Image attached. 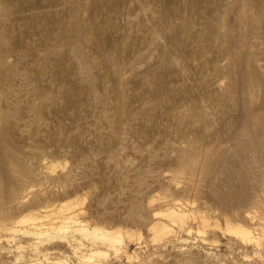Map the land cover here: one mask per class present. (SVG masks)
<instances>
[{
  "label": "bare ground",
  "instance_id": "obj_1",
  "mask_svg": "<svg viewBox=\"0 0 264 264\" xmlns=\"http://www.w3.org/2000/svg\"><path fill=\"white\" fill-rule=\"evenodd\" d=\"M87 1L77 0L74 7L69 8V11L66 9L68 14L62 15L56 20L52 29L48 31L49 46L53 48L52 50L57 55L68 51L74 60L76 68L72 80L73 90L71 93L67 91L63 94V97L72 103L75 101L74 94L82 87L89 91L86 92L90 93L95 101L99 97L98 84L92 77L94 75H92L93 72L91 73L93 67L91 68L88 53L85 49L88 43L95 47L98 58L103 65V70L101 69L102 76H100L102 77L101 84L105 87L107 84L111 86L112 97L114 98V101L111 99L114 106L110 109L113 113H110L107 104L102 103L99 106L101 108L99 120L102 118L108 121L111 114L116 120L115 123L112 122L113 124L108 123L110 128L107 125L114 134L115 143L108 144L104 150L109 159L117 161L114 152L123 147L121 131L124 126L121 123L127 105L123 93L125 79L123 62L118 55L126 50L132 39V34L129 32L130 30H125L126 32L119 36V42H115L116 44L110 52L100 36V27L93 21L95 18L92 17L94 19L88 20L85 18L87 15H83V12L89 8ZM154 1L157 0H142L143 4L149 5V11H143L139 18L148 16L150 18L148 22L142 23V30L146 31L147 36L143 38L142 35L141 42L147 48L154 44L158 46V60L165 63L166 68L171 72L184 71L185 66L178 62V58L182 56L191 58L195 56V50L190 47V44L185 43L180 33L182 30L193 31L195 22L201 20L202 25L198 24L199 28L207 33L206 45L230 58L232 62H238L240 73L237 80L241 83L238 89L245 94L242 97L234 96L228 90L229 87L226 90L221 85L222 83H219L218 91L213 93L211 100H208L211 97L212 85L210 81H206L201 83L200 92L194 97V106L174 114L177 125L182 130L185 129L182 131V137L186 145L176 148L177 155L173 158V162L178 169V173H174L170 177L174 180L177 179V181L182 178L184 186L176 189L183 194L191 195L193 200L190 203H193V205L185 204V206L180 205L179 207L171 205L155 211L152 207L153 199H145V194L142 192L144 188L142 191L139 190V194L128 202L125 217L135 226L146 227L150 239L160 244L164 251L160 253V257L157 256L158 258L151 256L153 251H150V246H148L150 247L149 250L144 248V250H137L140 246H136L130 252L128 243L132 241L137 244L140 243L141 232L112 223L110 220L115 216V212L99 210L96 216H83V212L77 206L79 204L78 196L71 199H58L57 195L62 191L59 188L57 189V186L67 187L68 185L70 187V185H73L70 169L64 174L62 172L63 180L62 183L58 184V178L41 171L44 168L51 171L57 166L55 163L48 164L46 160L42 161L44 152L42 153V151L36 149L32 150V148L28 150L31 149L33 154H30L27 150L19 152L20 149L17 151V147L14 146L16 141H11L7 137L8 135L5 136V133L0 132V264H27V262L32 263V260H40V262L34 261L32 264H122L124 258L128 264H264V231L262 230L264 228V65L258 63L260 52L264 50V0H189L190 5L201 8V11H198L199 14L194 16V13L191 15L187 12L188 10H184L188 14L182 12L179 18L180 23L177 20V23L173 21L174 14L172 10L162 11L161 7L160 9L156 4H153ZM150 3L154 6H150ZM94 4L95 8H99L102 2L101 0H95ZM7 6L8 3L5 0H0V120L5 122L10 119L14 121L22 119V114L19 113V108L22 105H19L20 107L16 106L17 97L14 96V89L12 88L16 83L13 79L17 77L18 73L20 74V71L18 72V70H15L16 68L10 67L5 46L8 41H5L7 30L5 28L6 31L4 32L3 23H11L9 12L3 13V9ZM186 7L183 8L186 9ZM231 11L233 13L231 17L228 16L229 19L227 20V13ZM136 20L139 19L136 17ZM161 25L162 28L166 26L170 29V34L167 37L168 45L158 44V38L161 34L159 26ZM230 25L238 27L235 34L229 33L228 27ZM103 32L105 31L103 30ZM44 44L47 43L44 42ZM171 48L177 54L174 56H171V54V57L168 58L166 54ZM51 52L49 50V53ZM143 56V52L136 53L137 58ZM39 57H41L40 54ZM91 57L90 59L93 62L95 58ZM217 58L212 66L215 73L222 72L224 68L221 63L223 59L219 62ZM45 59H48V56ZM45 59L40 61H45ZM29 61L27 65H29ZM27 65L25 68H27ZM43 66L45 65L43 64ZM45 67L47 68V64ZM46 68L43 70L45 71ZM21 74L19 76L22 77ZM135 75L133 77H137ZM28 76L27 74V79ZM26 77L24 76V78ZM27 79L24 82L27 84V88H30L36 94V96L34 95L36 98L34 99L31 95L34 100L29 101L27 99L26 107L31 112L34 111L32 113H35L38 121H40L39 117L42 119L44 113L50 111L51 101H54L56 97L62 98V96L53 94L50 97L47 88L45 89V86L43 88V84L42 86L40 84L42 79L33 81L31 75L29 79L33 82H29V79L28 81ZM139 81H141L140 84L147 86L152 84L163 85L161 80L153 81L144 78ZM16 86L18 88L21 85ZM257 92L261 95L259 99V95H256ZM257 99L259 100L258 103L256 102ZM95 105L97 106V104ZM27 108L25 109L28 110ZM73 115H75L74 112ZM30 116L28 118H31ZM30 121L31 119L28 122ZM194 121L195 125L193 124ZM5 122H2V124H5ZM22 125H25V123ZM18 127L23 130L24 126ZM61 128L62 124L59 122L52 126V131L54 130L55 134L62 136ZM35 130H37L35 134H38V128ZM104 132L106 131L104 130ZM11 133L10 136L12 137ZM35 137L37 136H34V140ZM62 139L66 141L68 138L64 136ZM30 140L32 141V138ZM104 143H107V141ZM44 157L46 158V156ZM41 175L45 178L48 186L44 185V181H42L43 184H39L37 189H30V186H27L28 180L30 185L31 181L34 185V181L39 180ZM24 177L28 180H25ZM138 183L141 188L142 180L139 179ZM195 202L196 205H194ZM158 214L161 217L156 216ZM220 216L223 218V224L218 221ZM191 220L195 221V233L193 234L198 236L200 241H207V235L211 234L210 239L213 243L217 245L222 242L228 250L222 251L200 244L198 247L196 244H192L196 247L176 245V240L174 241L172 238L173 232L176 228L184 230H187L188 227L192 228L191 225L187 227ZM254 225L258 228L253 227ZM259 226H262V229ZM255 230L258 231L255 232ZM220 237H224L225 240L222 241ZM185 244L187 245V243ZM50 245L51 248L55 249H52V252H49ZM248 246L252 250L248 249ZM61 247L65 249H61ZM216 247L218 248V246ZM244 248H247L250 252L252 251L254 256L249 258V254L246 253V249V252L243 250ZM237 249L238 252L234 253L233 251ZM26 251H30L29 256Z\"/></svg>",
  "mask_w": 264,
  "mask_h": 264
},
{
  "label": "rangeland",
  "instance_id": "obj_2",
  "mask_svg": "<svg viewBox=\"0 0 264 264\" xmlns=\"http://www.w3.org/2000/svg\"><path fill=\"white\" fill-rule=\"evenodd\" d=\"M5 1L8 3V6L7 8L3 9V13L5 14L9 12V16L11 17V21L9 20L11 23H3L5 26H3V30L5 28L7 30H4V32L6 31L5 37L7 36L5 38V41L9 42V44L8 42L5 44L8 59L10 61L9 65L10 67L12 66L13 68H16L15 70H18V72L20 71V74L25 69L23 74H21L23 78L19 76L20 74L17 72V77L13 79L16 82H13L15 86H12V88L14 89L13 94L15 97H17V101L15 100L16 106L18 105V107H20L22 105V107L19 108V113L20 115L22 114V119L24 117V121L22 119L18 121L15 120L16 122L13 119L8 120L7 122L0 120V122H5V124L3 123L4 125L1 122L0 132L3 134L5 133V136L8 135L7 137L10 138L11 141H16V143H14V146L17 147V151H19L20 149L19 152L27 150V152L33 154L32 150L34 149L42 151V153L44 152L43 155L46 156V158L42 156V161L46 160L48 164L55 163L57 166L54 170L51 171L46 170L45 168L41 169V171L48 173L50 176L58 178V184L62 183L61 181L63 180V174L70 169L69 172H71L72 174L73 185H70V187L68 185L67 187L63 185L57 186L56 188H59V190L61 189L60 191H62L57 195L58 199H71L75 196H78L79 204L77 206L80 207L81 211L83 212L82 215L86 217H89L90 215L96 216L99 210H104L112 213L115 212V216H113L112 219L110 218V221L112 223H116L121 226H127L133 230H138L139 232H141L140 243L137 244L134 241L129 242L128 250L131 252L136 246H140L137 250H149V248L151 247L150 251H153L151 256H153V258L160 257V253L164 251V249H162L163 247L160 246V244H157L150 239L147 228L144 226H135L132 222L126 219L125 215L128 202L131 198L139 194V192L144 188L142 192L143 194H145V199H153L152 207L155 209V211L164 209L171 205L175 207H179L180 205L185 206V204H188L189 206L193 205V203H190V201L193 200L191 195H187L186 193L183 194L181 191L177 190L184 186V181L182 180V178L177 181V179L174 180L170 177L173 176L174 173H178V169L174 166L173 162V158L177 155L176 148L186 145L185 141L183 140L184 138L182 137V131H184L185 129L183 128L184 130H182V128L177 125L174 114L178 113L179 111H185L194 106V97L197 96L200 92L199 87L201 83L206 81H210L212 85V91L210 94L211 97H209L208 100H211L213 93H216L218 91L219 83H222L221 85L226 90L229 87L228 90H230L234 96H244L245 94L238 89L241 85L240 81L237 80V77L240 73L239 65L237 64L238 62H232L230 58L223 56L219 51L206 45L205 39L207 33L199 28L202 23H200L201 20H197V22H195L194 24L193 31L188 32L182 30L180 33L185 43L187 45L190 44V47L195 50V56L191 58H185L184 56L179 57L178 62H181L180 64L185 66V70L171 72L166 68L165 63L158 60V46L154 44L150 48H147L144 43L141 42L142 35L143 38L147 36L146 31L142 30V23L148 22L150 18L149 16L146 18H139V15H141L143 11H149V5L143 4L142 0H101V7L95 8V0H88L87 2L89 3V8H87L83 12V15H87L88 17H84L88 20H92L95 18V20L93 21L97 26L100 27V36L102 37L103 42L106 44V47L110 52L113 50L114 45L119 42V36L126 32L125 30H130L129 32L132 34L130 44L127 46L124 52L119 54L120 56L118 55V57L123 62V73L125 77L123 83V93L125 95L127 105L121 123L124 126L122 127L121 131V142L123 147L121 148L122 150L120 149L121 151L117 150L114 152V157L117 159V161H115L108 158L104 148L110 143H115V137L114 134H112L113 132H111L112 130H109V124L115 123L116 120L112 116V114L109 118L110 120L108 121L102 118H100L99 120V117L101 115V108L99 106H101L102 103H105L109 106L110 113H113L110 109H112V107L114 106V98L112 97L111 86L107 84V86L105 87L101 84L102 77L100 76H102L101 72L103 70V65L98 58V53L95 50V47L92 44L90 45V43H88L86 45L87 48L85 47V49L88 53V60L90 62L91 68L93 67L91 69V73L93 72L92 75L94 74L92 77L98 84L99 97L96 98L95 101V98L90 93H88L89 91L86 88L82 87L78 89L74 94L75 101L72 103L67 101V99L63 97V94L67 91H70L69 93H71L73 90L72 80L76 68L74 60L68 51H64L61 55H57L52 50L53 48L49 46L50 37L48 35V31L52 29V26L59 17L68 14L69 8L71 9L72 7H74L77 0ZM153 4H156V6H158L159 8L161 7L162 11H166L168 9L172 10L173 14L178 17V19H176L177 17L173 15V21L176 23L177 21L178 23L181 22L179 21V18L182 15V12H189L191 13V15L194 13L193 15L196 16L199 14L198 11H201V8L190 5L189 0H157L154 1ZM152 5L150 3V6ZM189 6L192 8H190ZM181 7L183 10L181 9ZM183 7H186V9ZM179 10L181 11V13ZM184 10L188 11L186 12ZM232 13V11L227 13V20L229 19L228 16L231 17ZM89 16L91 17V19H89ZM136 17L139 20H136ZM128 19L130 20L128 21ZM198 23L200 24V26ZM159 27L161 30V34L158 38V44L164 43L168 45L169 41L167 40V37L170 34V29L166 26H163L162 28V25ZM167 29L169 30V32ZM11 30L12 32H10ZM103 30L105 32H103ZM236 30H238V27L236 25H230V27H228V31L231 34H235ZM43 32L47 33L44 34ZM44 42H46L48 45L44 44ZM7 46L9 47L7 48ZM260 46L262 45L260 44ZM48 47H50L51 49ZM49 50L50 52L52 50V52L49 53ZM138 51L140 53L143 52L144 56L141 58H137L136 53H139ZM39 54L41 57H39ZM176 54L177 52L171 48L166 56L169 58ZM46 55L48 56V59H45L47 58ZM91 56L93 57V59L95 58L93 62L92 59H90ZM33 57L35 58L33 59ZM216 58L219 60V62H221V60L223 59L221 63L223 64L224 68L223 71L219 73H215L212 70V66ZM259 58L260 61L258 60V63L264 65V50L260 52ZM41 59H45L46 63H44L45 61H40ZM28 61L30 62L29 65H27ZM162 63L164 64V66ZM43 64L45 66L47 64V68L43 66ZM26 65L27 68H25ZM44 68H46L45 71L43 70ZM39 69L42 70L40 71ZM27 72H29L30 74ZM27 74L29 76L31 75V79L33 81H36L37 79H39L40 81L42 79L40 81V84L41 86L43 84V88L44 86L45 89L47 88L46 90L48 94H50V97L53 94H55L56 96H62V98L56 97L54 98V101H51L52 103L50 111L45 112V116L43 115L42 119L41 117H39V120L41 122L38 121L37 115L35 113H32L34 111L31 112V110L26 107L28 100L31 101L36 98V94L33 93L30 88H27L28 86L27 84H25ZM23 75L26 78H24ZM41 75H44V78ZM134 75L137 77H133ZM17 78L20 79L18 80ZM142 78H148L149 80L153 81L161 80L163 81V85H143L140 84L141 81H139L143 80ZM31 79H29V82H33ZM217 79H219V82L216 81ZM20 81L23 85L20 84ZM215 81L217 82V84ZM16 85H21L22 87L20 86L21 88H17ZM24 85V88L25 90L27 89V92L23 88ZM15 91L18 92H16L17 95L15 94ZM100 92L102 95L100 94ZM31 95H33L32 97L34 99L31 97ZM256 95H259L258 99L261 96L258 92ZM258 99L256 100L257 103L259 101ZM22 100L23 102L20 103V101ZM145 100L147 103H144ZM95 104H97V106ZM159 105L160 107H158ZM23 106L25 107L23 108ZM25 108H27L28 110H26ZM57 110L59 111L57 112ZM27 112L32 115L30 116V114ZM73 112L75 115H73ZM28 116H30L31 118H28ZM30 119L31 121L28 122ZM59 122L60 124H62V136H58V134L54 133V130L52 131V126L58 124ZM23 123H25V125H22ZM193 124L195 125V121L193 122ZM107 125L109 128L107 127ZM18 126H24L22 128L23 130H20L21 127L19 128ZM14 127L15 129L13 130ZM37 128L38 134H35L37 133V130H35ZM104 130L106 132H104ZM33 131L34 135L32 134ZM68 131L70 132L68 133ZM10 133L12 137L10 136ZM106 133L107 135H105ZM34 136H37L35 137V140ZM64 136H67V142L63 141L62 138ZM30 138H32V141L30 140ZM106 141L107 143H104ZM21 148L25 149L22 150ZM29 148H32V150H28ZM73 165L75 166L73 167ZM42 176L43 175H41V178L39 180L34 181V185H32L33 181H31L30 185V181L26 177H24V179L26 178L25 180H28L29 182L28 184L26 183L27 186H30L29 188L34 190L39 187V184H43L42 181H44V185L48 184L47 182H45V178ZM139 179L142 180V185L140 184L141 188L139 187L138 183ZM166 187L168 188V190ZM103 196L105 197L103 198ZM194 205H196V202L194 203ZM156 216L161 217V215L159 214ZM218 221L220 224H223V218L221 216L218 218ZM189 225H191L192 228H189ZM194 226L195 221L191 220V222L187 224V230L176 228L172 236L174 241H177H175V244H180L183 247H188L190 245L195 247L197 245L198 247V245L200 244L203 246L206 245V247L220 249L222 251L228 250L225 244L222 242L218 243L217 245L216 243H213L210 239L211 234L207 235L209 238H207V241H200L198 236L193 234L195 233ZM253 227L258 228V226L256 225H254ZM259 228L262 229V226H259ZM262 230L264 231V228ZM256 231L258 230H255V232ZM178 238L180 239V241ZM184 238L186 239L183 240ZM220 238L222 239V241L225 240L224 237ZM186 240L187 242L185 243H187V245L184 243V241ZM216 246H218V248ZM249 247L250 246H248L247 248L252 250V248ZM50 248L51 245L49 246V249ZM247 248H244L243 250L246 252ZM52 249L53 248H51L49 252L55 250ZM61 249L65 248L61 247ZM153 249H155L157 253ZM160 249L162 250L160 251ZM250 250H247L246 253L249 254V258H252V256H254V253H252V251L250 252ZM233 252L237 253L238 249L234 250ZM28 253H30V251H26V254L29 256ZM34 261L37 263L40 262V260H32V263ZM32 263L27 262V264ZM122 264H128L125 258L123 259Z\"/></svg>",
  "mask_w": 264,
  "mask_h": 264
}]
</instances>
